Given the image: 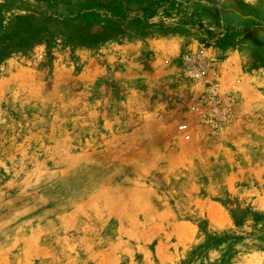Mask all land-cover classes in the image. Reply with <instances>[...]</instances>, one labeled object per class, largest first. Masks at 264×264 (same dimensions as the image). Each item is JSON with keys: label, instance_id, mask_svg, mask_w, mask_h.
Segmentation results:
<instances>
[{"label": "rangeland", "instance_id": "1", "mask_svg": "<svg viewBox=\"0 0 264 264\" xmlns=\"http://www.w3.org/2000/svg\"><path fill=\"white\" fill-rule=\"evenodd\" d=\"M0 264H264V0H0Z\"/></svg>", "mask_w": 264, "mask_h": 264}, {"label": "built area", "instance_id": "2", "mask_svg": "<svg viewBox=\"0 0 264 264\" xmlns=\"http://www.w3.org/2000/svg\"><path fill=\"white\" fill-rule=\"evenodd\" d=\"M189 64V63H188ZM200 66V65H199ZM195 73H197V75H199L200 74V70H197Z\"/></svg>", "mask_w": 264, "mask_h": 264}]
</instances>
